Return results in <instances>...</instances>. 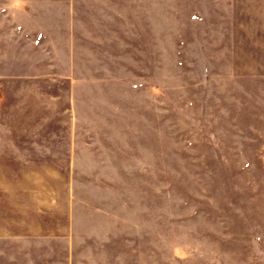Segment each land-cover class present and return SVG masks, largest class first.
I'll return each mask as SVG.
<instances>
[{"label": "rangeland", "instance_id": "374dc122", "mask_svg": "<svg viewBox=\"0 0 264 264\" xmlns=\"http://www.w3.org/2000/svg\"><path fill=\"white\" fill-rule=\"evenodd\" d=\"M190 1L155 0L148 60L124 45L94 70L107 118L53 151L59 237L66 185L93 208L71 264H264V4Z\"/></svg>", "mask_w": 264, "mask_h": 264}, {"label": "crops", "instance_id": "0c3cea01", "mask_svg": "<svg viewBox=\"0 0 264 264\" xmlns=\"http://www.w3.org/2000/svg\"><path fill=\"white\" fill-rule=\"evenodd\" d=\"M190 3L256 5L264 0ZM154 4L0 0V264H71L76 220L89 222L93 208L78 211L75 189L66 185L67 236L59 237V189L53 181L60 178V161L53 151L80 147L68 144L66 135L99 132L84 129L95 114L107 118L96 110L109 88L93 72L106 67L107 58L116 61L115 55H123L124 45L126 53L145 46L148 60ZM81 162L72 156L66 165ZM60 241L67 247L63 259Z\"/></svg>", "mask_w": 264, "mask_h": 264}]
</instances>
